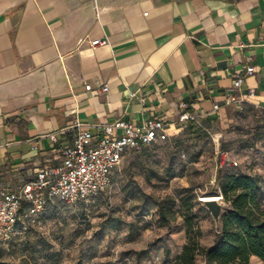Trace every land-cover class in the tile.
<instances>
[{
	"label": "crops",
	"instance_id": "1",
	"mask_svg": "<svg viewBox=\"0 0 264 264\" xmlns=\"http://www.w3.org/2000/svg\"><path fill=\"white\" fill-rule=\"evenodd\" d=\"M235 97L264 110V0H0L5 189L58 165L76 119L93 131L118 118L173 126L187 102L198 121L226 125Z\"/></svg>",
	"mask_w": 264,
	"mask_h": 264
},
{
	"label": "rangeland",
	"instance_id": "2",
	"mask_svg": "<svg viewBox=\"0 0 264 264\" xmlns=\"http://www.w3.org/2000/svg\"><path fill=\"white\" fill-rule=\"evenodd\" d=\"M195 123L169 125L153 145L129 151L103 196L49 208L27 235L0 243V264H172L187 241L185 195L193 197L201 244L212 245L220 223L202 198L220 195L219 172L260 176L264 206V110L237 111L226 125ZM168 196L177 200L178 212L163 225L158 205ZM221 202L223 213L229 205ZM111 217L123 226L111 227ZM251 264L264 261L253 256Z\"/></svg>",
	"mask_w": 264,
	"mask_h": 264
},
{
	"label": "built area",
	"instance_id": "3",
	"mask_svg": "<svg viewBox=\"0 0 264 264\" xmlns=\"http://www.w3.org/2000/svg\"><path fill=\"white\" fill-rule=\"evenodd\" d=\"M106 39H95L93 47L106 43ZM253 64L246 73L253 72ZM245 81V74L236 76L233 89L239 90ZM92 90V85H86ZM103 86L102 91H108ZM249 95L254 96L253 89ZM134 97L135 93H131ZM239 111L244 110V99L235 97ZM220 105H214L218 112ZM198 122V116L190 105L180 106L178 122ZM169 121L162 118H149L141 124L125 118H118L104 124L97 131L79 119L75 120V135L72 143L61 150L62 159L56 166L46 165L36 177L26 182L17 191L0 185V243H9L14 237L26 232L30 225L44 214L55 201L77 204L95 197L103 196L112 185L114 171L120 166L125 155L133 150L156 142L167 130ZM51 137L56 141L57 135ZM224 153V152H223ZM233 165H238L235 161ZM219 201L224 200L220 191ZM204 202V200H202ZM26 203V210L23 211Z\"/></svg>",
	"mask_w": 264,
	"mask_h": 264
},
{
	"label": "trees",
	"instance_id": "4",
	"mask_svg": "<svg viewBox=\"0 0 264 264\" xmlns=\"http://www.w3.org/2000/svg\"><path fill=\"white\" fill-rule=\"evenodd\" d=\"M216 181L229 207L221 215L220 227L214 243L210 246L201 244L200 228L197 226L198 222L195 221L198 216L193 211V197L189 198L185 195L181 197V208L184 210L187 221V241L172 264H251L253 256L264 261L262 179L251 173L227 171L219 172ZM97 198L99 197L91 200ZM62 203L64 202L57 200L49 205L48 209L60 206ZM25 210L26 203L23 208V211ZM158 211L160 223L168 225L171 220L175 219L178 212L177 200L171 196L161 199ZM108 222L115 229L123 226L121 219L111 217ZM30 230L31 225L26 232L14 237L10 242L22 238ZM199 255L204 256L203 263L198 261Z\"/></svg>",
	"mask_w": 264,
	"mask_h": 264
},
{
	"label": "water",
	"instance_id": "5",
	"mask_svg": "<svg viewBox=\"0 0 264 264\" xmlns=\"http://www.w3.org/2000/svg\"><path fill=\"white\" fill-rule=\"evenodd\" d=\"M204 204L207 206L209 211L211 212L214 220L216 221L217 226L220 223L222 211H223V204L219 200H204Z\"/></svg>",
	"mask_w": 264,
	"mask_h": 264
},
{
	"label": "bare ground",
	"instance_id": "6",
	"mask_svg": "<svg viewBox=\"0 0 264 264\" xmlns=\"http://www.w3.org/2000/svg\"><path fill=\"white\" fill-rule=\"evenodd\" d=\"M220 197L218 195H207L202 198V200L210 201V200H219Z\"/></svg>",
	"mask_w": 264,
	"mask_h": 264
}]
</instances>
